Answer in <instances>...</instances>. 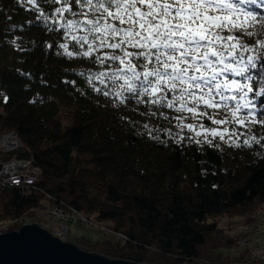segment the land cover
I'll return each instance as SVG.
<instances>
[{"label":"trees","instance_id":"trees-1","mask_svg":"<svg viewBox=\"0 0 264 264\" xmlns=\"http://www.w3.org/2000/svg\"><path fill=\"white\" fill-rule=\"evenodd\" d=\"M38 15L27 0H0V133L14 130L23 148L9 156L30 157L40 169L29 193L22 187L0 188V219L42 203L70 206L125 237L68 238L84 251L140 264L246 260L230 254L246 232L220 219L239 215L242 226L263 214L264 156L228 147L219 138L220 149L198 150L137 136L104 97L81 94L78 89L87 85L74 73L89 65L57 55L62 48L47 47L45 41L55 42L53 22L36 21ZM62 42L71 50L70 37ZM253 134L264 136L259 125ZM255 205L258 212L252 211Z\"/></svg>","mask_w":264,"mask_h":264},{"label":"snow or ice","instance_id":"snow-or-ice-1","mask_svg":"<svg viewBox=\"0 0 264 264\" xmlns=\"http://www.w3.org/2000/svg\"><path fill=\"white\" fill-rule=\"evenodd\" d=\"M27 3L39 12L36 21L53 22L55 42L47 47L89 65L74 73L87 85L81 94L104 97L137 136L198 150L223 142L264 156V136L249 135L257 125L264 132V0ZM69 37L71 50L62 42Z\"/></svg>","mask_w":264,"mask_h":264},{"label":"built area","instance_id":"built-area-1","mask_svg":"<svg viewBox=\"0 0 264 264\" xmlns=\"http://www.w3.org/2000/svg\"><path fill=\"white\" fill-rule=\"evenodd\" d=\"M21 148H23V144L14 130L0 133V187L16 186L29 189L39 179L40 169L33 165L31 158L12 157L9 160L2 159V157H5L4 155L9 156V154ZM89 217L86 213L70 206L46 204L44 207L31 206L25 210V215H20L14 220H10V224L17 225L16 228H18L24 224L35 222L53 236L64 241L70 235V229L66 225V221H68V218H71L73 222L94 225L103 236L117 235L104 225L98 226L93 224L89 220ZM3 230H0V233ZM245 230L253 231V233L264 231V215L258 217L252 225L246 226ZM118 236L125 238L122 234ZM247 247L248 254L246 255V260H241L238 264H264V243L255 246L247 245Z\"/></svg>","mask_w":264,"mask_h":264},{"label":"water","instance_id":"water-1","mask_svg":"<svg viewBox=\"0 0 264 264\" xmlns=\"http://www.w3.org/2000/svg\"><path fill=\"white\" fill-rule=\"evenodd\" d=\"M0 264H140L84 251L37 223L0 233Z\"/></svg>","mask_w":264,"mask_h":264},{"label":"rangeland","instance_id":"rangeland-1","mask_svg":"<svg viewBox=\"0 0 264 264\" xmlns=\"http://www.w3.org/2000/svg\"><path fill=\"white\" fill-rule=\"evenodd\" d=\"M4 156L5 157H2L3 160H9L10 158H12V156H7V155H4ZM36 181H38V180H36ZM0 188H2V187H0ZM24 189L26 190L25 192H27V193L30 192V188L29 189L24 188ZM46 204L49 205V203H42L40 205H35V206L44 207V206H46ZM254 209H256L255 210L256 212H258L261 208L258 205H255L254 208L252 209V211ZM22 213L20 214L21 216L25 215V211L22 212ZM263 215H264V210H263V214L258 215L257 218L261 217ZM15 218H17V217L15 216V217H10L8 219H5V218L4 219H0V228H1L0 230L16 228L17 225H14L12 223L10 224V220H12V219L14 220ZM239 219H240L239 215H232V216H229V217H221L220 224L224 223L223 225H228V226H230V224H231V226H237V229L240 228V229H242L243 231L246 232V235H244L242 238H240L238 240L237 246L232 248V250L230 252V254H232V255H235V254L238 253V256L241 257L243 255L246 256L248 254L247 250L245 251L246 254H243L244 253L243 249L244 248H248L247 245L248 246H255V245H258V244L261 245L262 243H264V231H261V232H258V233H255V232L253 233V231H246L245 227L246 226L248 227L249 225H252V223H254L256 221V219L253 220L252 222H250L248 224H244L242 226H239L240 225V222H238ZM100 223H102L105 227L109 228L111 231L116 233L117 234L116 237H119L118 235L121 234V233L115 231L109 224L104 223V222H100ZM67 225H68V227L70 229V235H69L70 238L88 237L91 240H95V239H97L99 237V232L97 231V228L94 225L87 226V225H84V224L74 223V222H68ZM237 229L234 228V230H237ZM111 235L115 236L113 234H111ZM246 243H248V244H246ZM199 260H201V262H203V260L201 258H199ZM182 264H185V263H182ZM193 264H201V263L195 262Z\"/></svg>","mask_w":264,"mask_h":264},{"label":"bare ground","instance_id":"bare-ground-1","mask_svg":"<svg viewBox=\"0 0 264 264\" xmlns=\"http://www.w3.org/2000/svg\"><path fill=\"white\" fill-rule=\"evenodd\" d=\"M68 221H66V225H67V223L68 222H73V220L71 219V218H68L67 219ZM89 220L90 221H92V223L93 224H96V225H98V226H100V225H103L102 223H100L99 221H97L96 219H93L91 216L89 217ZM74 223H77V222H74ZM81 224V223H80ZM85 225V224H84ZM68 226V225H67ZM87 226H89V225H87ZM20 227H18V228H14V229H11V230H8V229H4L1 233H4V232H8V231H13V230H17V229H19ZM69 228V227H68ZM69 234H70V232H69ZM99 235H101L100 233H99ZM68 240V238H66L64 241H67Z\"/></svg>","mask_w":264,"mask_h":264}]
</instances>
